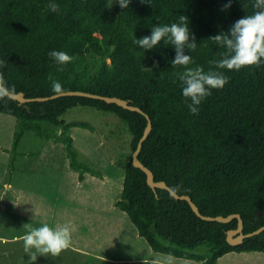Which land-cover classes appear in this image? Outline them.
I'll use <instances>...</instances> for the list:
<instances>
[{
  "label": "trees",
  "instance_id": "trees-1",
  "mask_svg": "<svg viewBox=\"0 0 264 264\" xmlns=\"http://www.w3.org/2000/svg\"><path fill=\"white\" fill-rule=\"evenodd\" d=\"M0 0V79L26 97L49 96L51 81L64 91L83 90L127 99L151 118L152 129L143 142L139 159L179 194H187L204 215L239 213L244 232L264 225V59L259 67L239 71L218 69L212 61L225 49L211 37L226 32L238 19L253 15L254 0ZM112 5L111 8H109ZM188 17L195 51L188 67L221 72L228 78L222 89H211L193 114L183 94L179 73L173 67L176 50L162 40L153 49L134 44L151 35L152 27ZM64 51L74 59L58 71L48 53ZM77 106L115 115L131 134L127 160H118L125 171L123 189L115 205L125 211L140 236L153 251L217 264L228 252H264V230L232 245L229 222L200 217L185 199L165 188L154 190L146 173L133 163V152L144 133L145 114L102 99L67 95L48 101L20 103L0 100V112L18 117L9 153L5 181L10 182L18 144L27 130L62 143L72 170L80 181L86 173L102 177L103 170L80 159L70 129H94L88 122L66 121L63 115ZM114 116V117H115ZM41 122L55 126L45 127ZM60 132L58 135L57 132ZM204 248V249H203ZM205 250V251H202Z\"/></svg>",
  "mask_w": 264,
  "mask_h": 264
},
{
  "label": "crops",
  "instance_id": "crops-1",
  "mask_svg": "<svg viewBox=\"0 0 264 264\" xmlns=\"http://www.w3.org/2000/svg\"><path fill=\"white\" fill-rule=\"evenodd\" d=\"M20 119L0 112V264H204L201 260L155 252L125 211L115 205L125 171L110 160L103 176L71 169L60 142L27 130L21 137L11 181H5L9 153ZM45 127H53L41 122ZM71 130V129H70ZM74 138V137H73ZM81 159V158H80ZM69 224L71 246L59 257L31 260L20 239L33 227ZM125 242L129 248L124 249ZM217 264H264V252L231 251Z\"/></svg>",
  "mask_w": 264,
  "mask_h": 264
},
{
  "label": "clouds",
  "instance_id": "clouds-1",
  "mask_svg": "<svg viewBox=\"0 0 264 264\" xmlns=\"http://www.w3.org/2000/svg\"><path fill=\"white\" fill-rule=\"evenodd\" d=\"M118 3L121 8H127L130 0H118ZM230 6L231 0L222 10ZM111 7L112 5L109 8ZM253 8L257 9L253 15H246L236 20L228 31L211 37L225 49L222 59L212 61L216 68L239 71L244 67L261 65L264 59V0H254ZM162 40L173 45L176 50L172 66L184 68V71L178 74L183 85L182 94L186 102L190 100L188 103L190 111L198 115L197 106L211 95V89H222L228 83V78L221 72H204L200 67H188L193 60L190 55L185 54V48L195 51L197 43L194 36L190 37L188 17L185 15H180L179 21L170 25L153 26L151 35L135 38L133 43L143 50H149L158 46ZM48 55L58 66V71H63V66L74 59L68 53L58 50H52ZM3 66L4 62L0 61V67ZM48 78L51 81L53 94L62 95L64 91L62 84L53 79L51 74ZM16 94L15 87L10 88L0 79V100L13 99ZM57 134H60L59 130ZM71 232L72 228L69 224L50 226L45 223L40 227L31 228L20 239L23 240L25 253L30 254L31 260L35 261L37 257L33 249L39 255L59 257L71 246ZM145 264L149 262L145 260Z\"/></svg>",
  "mask_w": 264,
  "mask_h": 264
},
{
  "label": "rangeland",
  "instance_id": "rangeland-1",
  "mask_svg": "<svg viewBox=\"0 0 264 264\" xmlns=\"http://www.w3.org/2000/svg\"><path fill=\"white\" fill-rule=\"evenodd\" d=\"M114 116L85 106L73 107L63 115L66 121L88 122L94 128L75 126L70 133L74 137L79 157L92 162L99 169L103 168L102 164L109 162L110 156L116 162L127 160L130 154L131 134L123 122ZM129 245V242H125L124 249L129 248Z\"/></svg>",
  "mask_w": 264,
  "mask_h": 264
},
{
  "label": "water",
  "instance_id": "water-1",
  "mask_svg": "<svg viewBox=\"0 0 264 264\" xmlns=\"http://www.w3.org/2000/svg\"><path fill=\"white\" fill-rule=\"evenodd\" d=\"M16 96L13 98L15 100H18L20 103H25V102H30V101H48L50 99H54L60 96H67V95H81V96H87V97H93V98H98V99H102L105 100L107 102L110 103H117L120 106H123L124 108L130 109V110H136L138 112H141L143 114H145V116L148 119V123L147 126L144 130L143 135L141 136V138L138 141L137 144V148L135 149V151L133 152V163L135 166L141 168L147 175V182L148 184L154 189L156 190V188H165L167 190H169L176 198H180V199H185L187 200L191 207L193 208V210L203 219L206 220H216V221H220V222H229L231 221L234 217L238 218V225L235 229H229L227 231V240L230 244L232 245H238L240 243L243 242L245 237L254 235V234H258L260 232H262L264 230V225H262L261 227H259L258 229L249 232V233H245L244 232V221L241 217V215L239 213H231L228 214L227 216H223V215H217V216H210V215H204L200 212L198 206L196 205V203L192 200V198L187 195V194H179L176 191H174L165 181L163 180H159L156 181L154 179V173L153 171L146 166L140 159H139V152L142 148L143 142L146 140V138L148 137L151 129H152V121L150 116L143 111L142 108H140L139 106L130 104L129 101L127 99L118 97V96H107V95H101L98 93H92V92H88V91H83V90H66L63 91L62 95H49V96H39V97H26L24 92L19 91L16 92Z\"/></svg>",
  "mask_w": 264,
  "mask_h": 264
}]
</instances>
